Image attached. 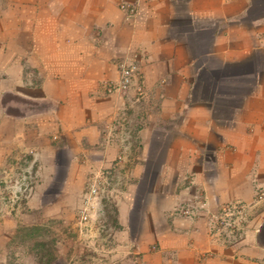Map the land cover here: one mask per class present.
<instances>
[{"label": "crops", "instance_id": "obj_1", "mask_svg": "<svg viewBox=\"0 0 264 264\" xmlns=\"http://www.w3.org/2000/svg\"><path fill=\"white\" fill-rule=\"evenodd\" d=\"M262 193L264 0H0V264H264Z\"/></svg>", "mask_w": 264, "mask_h": 264}, {"label": "built area", "instance_id": "obj_2", "mask_svg": "<svg viewBox=\"0 0 264 264\" xmlns=\"http://www.w3.org/2000/svg\"><path fill=\"white\" fill-rule=\"evenodd\" d=\"M120 9L126 13V18L129 20L135 19L137 16V7L135 6L122 4ZM137 59L138 58L134 56L132 58L131 65L125 66L122 69L123 81L125 85H129L131 82L132 75L136 69ZM96 174L93 175L85 187L84 201L86 203V208L80 213V223L82 225L90 222V215L92 212L91 210H95L93 205L97 203V206H99L102 191H104L105 185L107 183L102 172H98ZM260 196L264 198V193H262ZM209 208L208 201L204 197L197 196L193 198L186 209L183 208V214L186 216H191V214L200 209L209 215V213L211 214ZM99 212L98 215H100ZM211 216L212 215H210V217ZM215 219L219 229H224L234 234L240 232L246 224V215L231 204H225L219 215L215 216Z\"/></svg>", "mask_w": 264, "mask_h": 264}, {"label": "rangeland", "instance_id": "obj_3", "mask_svg": "<svg viewBox=\"0 0 264 264\" xmlns=\"http://www.w3.org/2000/svg\"><path fill=\"white\" fill-rule=\"evenodd\" d=\"M153 170V169H152ZM155 171V169H154ZM155 173V172H154ZM153 173L152 175L149 177V179L147 178V180L142 181L141 184H135L133 190L136 189L137 185V199L139 200V202H141V205L146 204V201L148 199V193L150 190V184L152 181H154V177H153ZM150 180V181H149ZM128 185H122V184H118V183H113V182H107L105 185V189L104 191H102V195L100 197V202H99V206H97V203L93 205V208L96 210H100L98 217H97V221L98 223H101L103 225V219H104V215H101V210L103 209V212L107 209V207L113 203V200L115 197L117 196H123V194L128 190ZM85 195V194H84ZM137 200V201H138ZM85 201L83 198V204L81 207V211H83L86 208L85 205ZM106 208V209H105ZM92 209V208H91ZM98 210V211H99ZM80 211V213H81ZM91 214L93 213L94 210H91ZM234 234V233H233Z\"/></svg>", "mask_w": 264, "mask_h": 264}]
</instances>
